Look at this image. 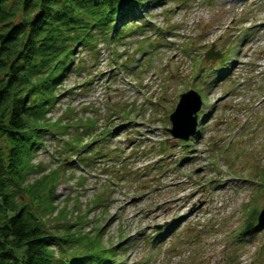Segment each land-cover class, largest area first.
<instances>
[{"label":"rangeland","instance_id":"374dc122","mask_svg":"<svg viewBox=\"0 0 264 264\" xmlns=\"http://www.w3.org/2000/svg\"><path fill=\"white\" fill-rule=\"evenodd\" d=\"M150 5L142 28L81 48L62 85L49 116L68 133L34 158L33 178L57 179L46 220L119 243L123 264H264V0ZM189 89L205 113L180 140L169 115Z\"/></svg>","mask_w":264,"mask_h":264},{"label":"trees","instance_id":"16d2710c","mask_svg":"<svg viewBox=\"0 0 264 264\" xmlns=\"http://www.w3.org/2000/svg\"><path fill=\"white\" fill-rule=\"evenodd\" d=\"M153 3L163 0H0V264H123L119 243L103 247L81 241L71 225L50 227L57 179L33 178L42 172L34 158L45 136L68 133L49 113L81 48L142 28Z\"/></svg>","mask_w":264,"mask_h":264},{"label":"water","instance_id":"95a60500","mask_svg":"<svg viewBox=\"0 0 264 264\" xmlns=\"http://www.w3.org/2000/svg\"><path fill=\"white\" fill-rule=\"evenodd\" d=\"M219 53L213 51V47L206 53V57L216 58ZM200 94L189 89L180 94V100L175 110L170 114L172 127L169 131L177 137L188 139L190 135L195 133L197 125V111L201 108L202 98ZM264 221V208L259 214V222Z\"/></svg>","mask_w":264,"mask_h":264}]
</instances>
